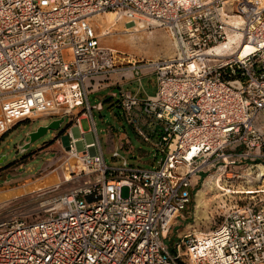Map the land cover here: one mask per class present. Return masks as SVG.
Masks as SVG:
<instances>
[{
	"label": "built area",
	"instance_id": "built-area-1",
	"mask_svg": "<svg viewBox=\"0 0 264 264\" xmlns=\"http://www.w3.org/2000/svg\"><path fill=\"white\" fill-rule=\"evenodd\" d=\"M105 13L152 23L171 53L149 60L102 47L90 18ZM114 74L126 124L146 143L144 127L157 129L156 168L104 164L87 89ZM147 75L151 96L122 86L139 87ZM61 116L73 117L82 147L76 152L67 130L64 163L80 167L67 176L91 179L0 220V264H264V209L249 203L224 204L199 236L174 233L173 253L165 245L205 178L218 172L220 184L235 169L264 168L260 0H0V137L21 122Z\"/></svg>",
	"mask_w": 264,
	"mask_h": 264
},
{
	"label": "rangeland",
	"instance_id": "rangeland-1",
	"mask_svg": "<svg viewBox=\"0 0 264 264\" xmlns=\"http://www.w3.org/2000/svg\"><path fill=\"white\" fill-rule=\"evenodd\" d=\"M108 17L112 16L99 14L90 18L102 47L149 60L165 58L171 53L169 39L162 30L149 26L148 29L134 31L132 28L136 24H126L123 18L109 23ZM103 32L107 35L102 36ZM101 80L96 79L97 83L87 89V102L104 164L108 168L119 167L123 162L139 168H156L162 155H154L151 146L143 142L136 131L126 124L117 107L118 89L107 86ZM153 81V76L147 75L140 79L139 87L133 82L125 90L139 97L144 92L152 95ZM88 84L85 86L90 87ZM72 118L65 117L58 130H48L31 144L28 133L58 119L42 118L21 122L0 137V158H3L0 164V220L31 213L48 196L82 185L87 177L91 179L83 173L70 175V178L67 176L69 168L76 173L80 170L77 161L68 160L64 163L69 139L60 138L61 131L68 124L69 128L72 127ZM79 124L81 130L87 132L89 120L82 118ZM0 131H3L1 125ZM79 145L76 143V148ZM217 175L218 172L213 177L205 178L202 185L197 186L196 192H193L183 214L184 220L173 228L171 237L165 241L171 253L177 242L174 233H194L199 236L200 233L208 232L223 216L224 204L230 207L235 203H249L256 209H264V169H235V177H229V181L224 182L222 177L220 184L217 183ZM121 197H126L125 189L121 190Z\"/></svg>",
	"mask_w": 264,
	"mask_h": 264
},
{
	"label": "crops",
	"instance_id": "crops-1",
	"mask_svg": "<svg viewBox=\"0 0 264 264\" xmlns=\"http://www.w3.org/2000/svg\"><path fill=\"white\" fill-rule=\"evenodd\" d=\"M95 22H97V21H95ZM92 24V23H91ZM102 35V34H101ZM119 81H120V75L119 74H114V75H111L107 80H105L104 82L106 83V85L107 86H110V87H116L117 88V86H116V83H119ZM93 82L94 83H92V86L95 84V83H97V81L96 80H93ZM154 82V81H153ZM130 83H133V82H131V81H126V82H123V84H122V86H123V88L125 89V88H128V87H130L131 86V84ZM154 91H155V82H154V84H153V93H152V95L154 94ZM143 94V93H142ZM138 96V95H137ZM144 96H151V95H148V94H146L145 92H144V95L142 96H140V98H143ZM139 97V96H138ZM70 127V126H69ZM68 127V128H69ZM67 128V129H68ZM144 129L146 130V133H147V136H148V139L150 140V142H147V144L149 145V146H151V142H154V141H156L157 140V135H158V132H157V129H151L150 127H144ZM68 131H70V134L72 135V137L73 138H77L78 139V134H77V131L74 129V127H73V125H72V127L71 128H69L68 129ZM67 131V132H68ZM63 134H65V133H63ZM88 135H86V136H84L83 137V141H84V143L85 144H89L90 143V139L87 137ZM89 140V141H88ZM80 143V141L78 142V144ZM81 144V143H80ZM78 149H82V147H81V145H79V147H78Z\"/></svg>",
	"mask_w": 264,
	"mask_h": 264
},
{
	"label": "water",
	"instance_id": "water-1",
	"mask_svg": "<svg viewBox=\"0 0 264 264\" xmlns=\"http://www.w3.org/2000/svg\"><path fill=\"white\" fill-rule=\"evenodd\" d=\"M66 116H61L57 118L58 120L51 121L46 127H38L34 132H30L27 134V137L29 138V144L40 138L42 135H44L48 130L56 131L58 130L60 124L63 122L64 118ZM67 130L63 129L61 132L65 133L60 136L62 140H65L67 136ZM3 162V158H0V164Z\"/></svg>",
	"mask_w": 264,
	"mask_h": 264
},
{
	"label": "bare ground",
	"instance_id": "bare-ground-1",
	"mask_svg": "<svg viewBox=\"0 0 264 264\" xmlns=\"http://www.w3.org/2000/svg\"><path fill=\"white\" fill-rule=\"evenodd\" d=\"M262 3H264V0H260ZM105 14H110V16H112V17H108V22L109 23H112L114 20H115V18H114V15L113 14H111V13H105ZM93 18V17H92ZM91 20V19H90ZM129 24L130 22H126V24ZM151 25H153L152 23H151ZM149 23H147L146 25H144V24H142V23H136V25L134 26V28H132V29H134V31L136 30V31H140V30H145V29H148V27L149 26H151ZM95 26V25H94ZM107 35V33L106 32H103V34H102V36H106ZM238 37V34L236 33V32H234V33H232V34H230V35H228L227 36V43H226V45L227 44H229V43H232L233 41H235V39ZM220 49H221V46H218V47H216V48H214V50L215 51H220ZM70 136H71V139H73V141L74 142H76V143H78L79 142V139H77V138H73L72 137V135L70 134ZM88 137V136H87ZM89 138V137H88ZM89 141V140H88ZM84 142V141H83ZM80 144V143H79ZM85 144V143H84ZM86 145V144H85ZM75 147H76V144H75ZM81 151V149H78V148H76V152H80ZM259 168H262V167H258V169ZM262 169H264V168H262ZM69 181V180H68Z\"/></svg>",
	"mask_w": 264,
	"mask_h": 264
},
{
	"label": "trees",
	"instance_id": "trees-1",
	"mask_svg": "<svg viewBox=\"0 0 264 264\" xmlns=\"http://www.w3.org/2000/svg\"><path fill=\"white\" fill-rule=\"evenodd\" d=\"M16 126H17V125H16ZM16 126H14V127H16ZM14 127H13V128H14ZM68 127H69V124H68V126L65 127V129H67ZM44 148H45V147H44ZM5 168H6V167H5Z\"/></svg>",
	"mask_w": 264,
	"mask_h": 264
},
{
	"label": "flooded vegetation",
	"instance_id": "flooded-vegetation-1",
	"mask_svg": "<svg viewBox=\"0 0 264 264\" xmlns=\"http://www.w3.org/2000/svg\"><path fill=\"white\" fill-rule=\"evenodd\" d=\"M62 134H63V132L60 135H62Z\"/></svg>",
	"mask_w": 264,
	"mask_h": 264
}]
</instances>
